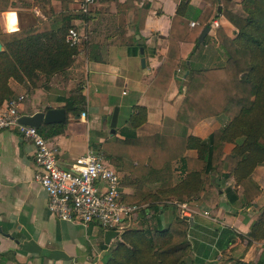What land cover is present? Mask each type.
<instances>
[{
	"label": "crops",
	"instance_id": "crops-1",
	"mask_svg": "<svg viewBox=\"0 0 264 264\" xmlns=\"http://www.w3.org/2000/svg\"><path fill=\"white\" fill-rule=\"evenodd\" d=\"M180 1L93 0L83 11L81 3L72 0L68 4L70 23L82 35L83 50L64 72L54 74L45 87L28 90L26 84L10 81L16 98L23 96L18 106L21 115L70 107L83 98L79 110H65L64 131L49 138L59 148L57 158L62 168H69L89 148L95 149L110 136L106 118L116 106L115 131L124 125L134 106L146 108L147 120L135 129L137 136L165 133L205 138L227 124L226 119L214 116L200 120L194 127L187 126L184 133L159 131L167 123L173 129L183 124L177 120V114L183 100L186 71L178 68L165 90L153 85L166 55L171 19ZM11 3L12 7L0 12V26L6 32L44 22L57 29L64 22L60 0H11ZM221 7L220 0L212 10L205 0L189 1L185 14L189 27H194L191 22L196 25L199 17H206L209 23L203 43L179 42L181 61L190 67L225 64L216 29L220 26L232 37L235 28L219 13ZM227 9L244 14L242 0H228ZM142 10H147V14L143 27L136 33ZM136 35L143 41V54L139 48L137 54L129 51L135 44L140 46ZM200 125L204 134H195ZM141 130L147 132L140 134ZM232 148L233 144H224L225 153ZM186 154L194 157L196 151L189 149ZM36 171L33 144L24 141L16 131H1L0 264H101L121 233L105 243L104 230L98 224L83 225L55 217L47 209L46 193L34 178ZM179 177L176 172L175 178ZM250 177L261 194L247 206L234 207L227 202L224 189L234 187L232 177L215 179L209 192L187 203L194 212L188 216L193 221L188 227L191 251L185 264H256L264 254V240H249L252 226L264 211V165L257 166ZM151 188L154 190L158 185L151 184ZM124 190L134 193L129 186ZM237 193H241V188L237 187ZM166 203L157 214L163 226L179 216L177 207L173 209L170 202ZM143 217H135L133 222L142 227Z\"/></svg>",
	"mask_w": 264,
	"mask_h": 264
},
{
	"label": "trees",
	"instance_id": "trees-1",
	"mask_svg": "<svg viewBox=\"0 0 264 264\" xmlns=\"http://www.w3.org/2000/svg\"><path fill=\"white\" fill-rule=\"evenodd\" d=\"M60 0L64 22L53 29L48 22L6 32L0 26V107L16 94L10 81L26 84L28 90L45 87L50 78L64 72L83 50V43L70 44L66 34L71 27L68 4ZM190 0H181L167 37V51L153 79V85L166 89L176 70L186 71L183 100L177 120L194 127L209 117H222L228 122L213 130L207 137L156 133L137 136L135 129L146 122L143 106H134L124 125L106 137L95 149L109 159L112 166L123 172L120 191L122 199L137 205L144 215L141 228H128L120 240L104 255L101 264H185L191 251L188 238L189 221L175 216L161 225L157 214L170 202L189 203L209 192L215 179L232 177L234 187L224 189L227 202L237 207L247 206L261 194V189L250 175L257 166L264 165V0H242L244 14L227 9L228 0H220L219 13L235 28L230 37L222 27L216 29V38L226 61L221 67L194 68L181 61L179 42L197 44L198 35L209 27L206 17H199L189 27L185 14ZM209 9H215L218 0H205ZM12 7L11 0H0V12ZM147 10H142L135 27L139 33ZM203 43V42H202ZM199 46V45H197ZM139 46L129 51L137 54ZM83 98L71 106L69 112L81 108ZM67 120L60 124L38 128L45 138L61 134ZM231 143L230 153L224 144ZM196 151L191 157L186 151ZM176 172L179 179L175 178ZM175 179L177 181H175ZM151 184L158 188L152 189ZM132 187L127 193L124 187ZM237 187L241 193H237ZM264 240V211L252 226L249 240ZM256 264H264V254Z\"/></svg>",
	"mask_w": 264,
	"mask_h": 264
},
{
	"label": "built area",
	"instance_id": "built-area-1",
	"mask_svg": "<svg viewBox=\"0 0 264 264\" xmlns=\"http://www.w3.org/2000/svg\"><path fill=\"white\" fill-rule=\"evenodd\" d=\"M86 11L93 0H77ZM191 25H195L191 22ZM80 32L71 27L66 34L70 44L79 43ZM23 96L11 99L0 107V132L16 131L24 141L34 146L35 180L47 195V209L64 221L83 225L98 224L104 231L118 234L131 227L135 217L142 215L137 205L125 203L119 189L121 174L101 151L89 148L69 168L58 162L59 148L49 138L43 137L38 128L19 123L22 115L18 106ZM85 113H82L84 116ZM180 217L189 216L194 209L187 203L176 204Z\"/></svg>",
	"mask_w": 264,
	"mask_h": 264
},
{
	"label": "water",
	"instance_id": "water-1",
	"mask_svg": "<svg viewBox=\"0 0 264 264\" xmlns=\"http://www.w3.org/2000/svg\"><path fill=\"white\" fill-rule=\"evenodd\" d=\"M209 31V27H204L198 35L197 44L202 43L207 32ZM136 38L139 39V35H136ZM139 43V52L140 54L144 53L141 39L138 40ZM3 51L2 44L0 42V52ZM145 60L141 59V64L144 65ZM117 115H118V107H114L112 113L106 118L107 123L109 124L110 135L115 133L117 126ZM66 120V111L64 108H49L46 111H38L32 115H22L19 117L18 121L21 124L34 126L36 128H40L42 125H52V124H60ZM185 220H188L190 223L193 221L191 217L184 216ZM118 236V232L114 230H106L104 231V241L105 243H109L111 238Z\"/></svg>",
	"mask_w": 264,
	"mask_h": 264
},
{
	"label": "rangeland",
	"instance_id": "rangeland-1",
	"mask_svg": "<svg viewBox=\"0 0 264 264\" xmlns=\"http://www.w3.org/2000/svg\"><path fill=\"white\" fill-rule=\"evenodd\" d=\"M209 66H213V65H209ZM205 123H207V122H205ZM143 129H144V128H143ZM167 130L176 131V132H178V133H184L185 131L188 130V127L185 126V125H183V124H181V125H177V126L173 129V127H170V124L167 123V124L165 125V128L160 129L159 131H167ZM145 132H147V131H145V130H141V131H140V134H144ZM148 132H149V131H148ZM204 132H205V131H204V128H203L202 125L198 126V127L194 130V133H195V134H198V135L204 134ZM141 217H142V215H141ZM139 225H140L139 223H136V224L133 223V224L131 225L130 228H134V227H139V228H141Z\"/></svg>",
	"mask_w": 264,
	"mask_h": 264
}]
</instances>
